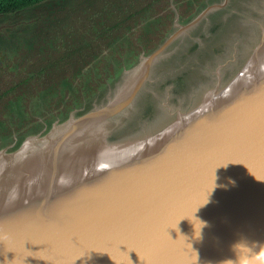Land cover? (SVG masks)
I'll return each instance as SVG.
<instances>
[{"label":"water","instance_id":"obj_1","mask_svg":"<svg viewBox=\"0 0 264 264\" xmlns=\"http://www.w3.org/2000/svg\"><path fill=\"white\" fill-rule=\"evenodd\" d=\"M178 32L123 100L0 162V264H264V38L165 123L115 143L97 134ZM69 142L78 162L45 169Z\"/></svg>","mask_w":264,"mask_h":264},{"label":"rangeland","instance_id":"obj_2","mask_svg":"<svg viewBox=\"0 0 264 264\" xmlns=\"http://www.w3.org/2000/svg\"><path fill=\"white\" fill-rule=\"evenodd\" d=\"M175 31L133 101L99 127L108 143L158 127L226 81L264 38V0H44L0 13V162L53 126L123 100ZM70 143L45 169L78 162Z\"/></svg>","mask_w":264,"mask_h":264},{"label":"trees","instance_id":"obj_3","mask_svg":"<svg viewBox=\"0 0 264 264\" xmlns=\"http://www.w3.org/2000/svg\"><path fill=\"white\" fill-rule=\"evenodd\" d=\"M44 0H0V13L17 12Z\"/></svg>","mask_w":264,"mask_h":264}]
</instances>
